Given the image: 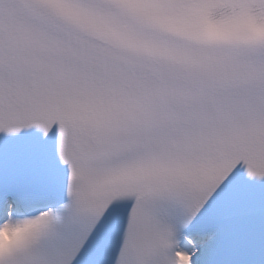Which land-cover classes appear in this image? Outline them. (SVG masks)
<instances>
[{
	"label": "snow or ice",
	"instance_id": "obj_1",
	"mask_svg": "<svg viewBox=\"0 0 264 264\" xmlns=\"http://www.w3.org/2000/svg\"><path fill=\"white\" fill-rule=\"evenodd\" d=\"M0 264H264V0H0Z\"/></svg>",
	"mask_w": 264,
	"mask_h": 264
}]
</instances>
